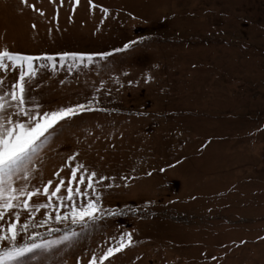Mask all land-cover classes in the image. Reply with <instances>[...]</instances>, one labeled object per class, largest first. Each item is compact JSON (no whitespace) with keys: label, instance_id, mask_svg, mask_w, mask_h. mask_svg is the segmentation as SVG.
Returning a JSON list of instances; mask_svg holds the SVG:
<instances>
[{"label":"rangeland","instance_id":"obj_1","mask_svg":"<svg viewBox=\"0 0 264 264\" xmlns=\"http://www.w3.org/2000/svg\"><path fill=\"white\" fill-rule=\"evenodd\" d=\"M4 48L55 58L35 62L29 108L98 109L50 130L29 185L54 188L61 168L67 181L75 155L109 178L100 204L122 213L85 227L41 209L36 224L53 219L17 246L77 235L5 264H88L125 232L134 243L105 264H264V0H0ZM63 52L93 59L61 62ZM2 75L0 94L19 72ZM17 210L22 224L29 213Z\"/></svg>","mask_w":264,"mask_h":264},{"label":"snow or ice","instance_id":"obj_2","mask_svg":"<svg viewBox=\"0 0 264 264\" xmlns=\"http://www.w3.org/2000/svg\"><path fill=\"white\" fill-rule=\"evenodd\" d=\"M103 11L107 14V9ZM49 31L51 32V29ZM136 43L135 40L129 41L123 45V48H117L115 51L122 52L132 48ZM96 55L103 59L111 53L104 52ZM59 57L61 62L69 58L80 63L93 59L90 54L77 52H63L59 54ZM41 59L55 62V58L51 55L31 56L12 52L7 48L0 50V86L5 82L2 73L8 70L19 72L18 80L11 85L8 91L0 94V264H5L35 248L62 243L77 235L74 231L66 232L59 240L17 246V237L21 232L27 239H32L39 233L34 232L28 236L29 227H42L53 219L51 212L45 211L44 218L36 224L33 218L41 209L54 211L55 223L70 222L72 225L85 227L89 223L102 219L105 215L122 214L116 211H106L100 204L101 197L97 185L103 184L109 178L98 175L94 170L90 171L84 164H73L76 160L75 155L67 158V167L71 172L67 181L61 175L64 171L61 168L55 173L59 182L54 188L52 180H48L43 185L42 191L40 187L29 185L28 181L33 176L32 162L51 134L50 130L78 113L98 110L91 107L92 101H89L87 105L78 103L73 107H58L56 110H44L39 105L29 108L25 92L28 82L38 72L35 62ZM85 184L86 187L82 188ZM62 190H66V196L61 195ZM40 195L47 197L46 203L33 202V198ZM14 209L27 211L29 218L21 224L20 211L13 212ZM61 209L65 211L61 213ZM10 212L14 219L9 220L5 228V217ZM54 231H59V229L48 227L49 233ZM5 242L7 247L2 246ZM133 243L132 233L125 232L120 236L119 241L107 247L102 255L98 256L93 253L88 264H105L115 253L122 252Z\"/></svg>","mask_w":264,"mask_h":264}]
</instances>
